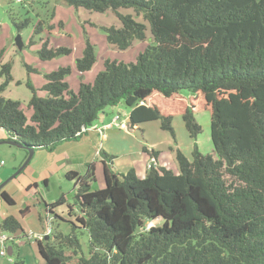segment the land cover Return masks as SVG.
<instances>
[{
    "label": "trees",
    "instance_id": "1",
    "mask_svg": "<svg viewBox=\"0 0 264 264\" xmlns=\"http://www.w3.org/2000/svg\"><path fill=\"white\" fill-rule=\"evenodd\" d=\"M63 1L77 10L115 14L121 24L101 29L118 49L144 41L148 28L153 42L134 58L104 59L93 80L74 75L83 76L97 62L90 39L74 67L45 74L40 88L30 78L35 69L26 63L31 91L26 102L3 94L14 76L12 62L2 63L0 129L7 138L51 152L84 135L82 128L91 127L106 107L123 103L130 109L129 129L159 121L176 141L173 120L179 116L196 140L202 132L196 112L207 109L213 154L202 153L195 142L191 156L176 150V172L158 164L145 177L134 168L116 172L110 157L103 160V188L96 187L94 161L82 174L66 172L74 181V202L63 192L45 202V210L58 222L64 218L55 209L65 205L73 217L66 220L71 230L36 239L45 264H264V0ZM28 24V19L17 24L18 31ZM43 30L39 22L34 33ZM38 53L46 61L71 57L73 50L49 36ZM0 197L16 203L3 188ZM20 212L25 216L30 207ZM155 220L162 222L148 227ZM19 230L17 216L0 220V234L13 237L11 264H27L19 256ZM83 233L89 238L87 255Z\"/></svg>",
    "mask_w": 264,
    "mask_h": 264
},
{
    "label": "rangeland",
    "instance_id": "2",
    "mask_svg": "<svg viewBox=\"0 0 264 264\" xmlns=\"http://www.w3.org/2000/svg\"><path fill=\"white\" fill-rule=\"evenodd\" d=\"M121 12L135 15V12L131 9H122ZM135 17L138 21L145 22L141 16L135 15ZM26 19H28L29 24L24 26L19 32L17 24L24 22ZM59 21L64 22L61 26L62 28H58L56 25L54 29H48L47 26L49 23L58 24ZM39 22H42L44 30L40 34H35L34 28ZM120 24V20L112 12L100 13L87 9L77 10L68 6L63 0H0V65L4 62L11 61V72L14 76V80L10 83L9 87L3 94L7 97L20 99L26 102L31 96V91L25 85L27 80L25 64L27 63L35 69V71L31 73L30 78L34 86L40 88L46 81L45 74L50 73L61 66L71 65L74 67L75 57L82 53L87 39H90L91 43L95 46L97 62L94 67L83 76L77 71L74 72V75L91 80L95 78L98 72L103 70L104 59L115 58L117 60H126L134 58L138 53L145 49L147 44L153 42L152 34L148 28L147 37L144 41L136 40L129 48L124 50L118 49L108 42L107 34L101 29V26H119ZM18 33H20L23 38L24 46L22 49H18V46H16L15 43V37ZM49 36H51L52 40L58 44L69 45L73 50L72 56H59L52 60H41L38 51L44 38ZM2 80L3 79L0 78V83ZM17 81L20 82V84L16 83ZM40 94L44 95L42 92H40ZM118 106L128 109L123 103ZM104 113L106 119L111 120L112 122L114 116L118 112L116 107L110 106L105 108ZM196 119L202 126V132L198 135L196 140L189 137V133H187L188 131L184 127L183 119L179 116L175 117L173 120L176 141L170 132L168 134L170 138L172 137L174 144L177 141L179 142L180 146L188 156H191V151L195 142L202 153L213 154V144L211 141V111L207 109L198 110L196 112ZM96 122L98 123V120ZM158 124V122L152 121L142 125L147 129L149 137L155 140L160 139L157 136ZM125 131L126 130L123 131L122 129L120 132L110 133L109 135L124 143L125 141L122 134L126 133ZM3 132L6 136L4 135L3 138H0V141L8 139L6 131L0 129V133ZM186 136L192 140L193 144L191 146L187 145L188 143L186 144L187 140H189ZM101 144H105L104 141ZM63 148L67 149L65 150L68 157L67 162L65 161L61 165L57 164L54 171L51 169V171L46 172L50 178V185L45 187L43 182H39V190L35 187L28 189H32L31 192L35 194V198L32 194L31 196L29 195L30 191L26 192L25 189L21 188V185L26 183L23 173L18 174L3 186V189L9 192L16 202L15 204H5L17 213V215H20L19 219L21 220L24 229L29 233L28 235L30 238H34V234H36L35 231L39 229L38 227L41 220H39L38 216L39 205L44 206L45 202L50 203L55 201L62 192L66 194L69 203L74 202V181L67 179L61 170L66 169V167L69 169V141L64 142L60 147V149ZM25 154L26 152L22 148L8 143H0V161H4V164L0 167V177L3 178L0 185L15 172V168H19L23 164L25 161ZM73 168L82 172V168L77 164L73 166ZM170 169L175 172L177 171L174 166ZM103 186L104 182L102 181V178L99 177L96 187ZM26 205H29L31 212L23 216L20 209ZM161 222L162 220H155L149 222V224H161ZM59 225L60 224L56 220L51 219L50 217L42 226L45 230L47 228L51 229L53 234L54 231L60 229ZM62 230L69 232L71 230L70 224L69 226L62 227ZM80 243L82 251L87 255L89 253V238L87 233H83L80 236ZM9 245L12 246L13 244L9 243ZM6 256L8 258L12 257L8 254Z\"/></svg>",
    "mask_w": 264,
    "mask_h": 264
},
{
    "label": "crops",
    "instance_id": "3",
    "mask_svg": "<svg viewBox=\"0 0 264 264\" xmlns=\"http://www.w3.org/2000/svg\"><path fill=\"white\" fill-rule=\"evenodd\" d=\"M115 107L117 109V112L121 115L122 120L128 122L130 109H124L119 106ZM97 120L98 123L95 122L90 127V129L79 139L69 141V169L67 167L64 170L61 169L63 174H66V172L71 170L78 171L82 174L86 171L87 164L94 161L96 164V178L98 180V178L101 177L105 186L103 176V160H109L111 159L110 157H112L111 164L113 165V168L116 172L124 174L131 168H134L139 177H145L148 172L146 165L153 152L157 153L156 157L158 159L159 166L166 168H171L172 166H174V168L178 170L175 160V154L176 150L178 148L182 149V147L180 146L178 141L175 142V144L177 145L174 144L172 137L170 138L168 134L169 132L161 129L159 121L156 122L159 123V126H157V136L160 139L155 140L149 137L147 129L142 126L145 123H142L137 126V129H128L125 131L126 133L122 134V137L125 141L123 143L120 142V140L109 135L110 133L120 132V130L122 129L111 122V120H107L104 112L103 115L102 113L100 114ZM118 129L119 131H117ZM138 129L141 131L143 140L137 138V136L135 135L136 130ZM4 135V132L0 133V138H3ZM189 137L186 136V138L189 139L187 140L186 144L188 143L187 145L191 146L193 142ZM103 141L105 144L102 145L101 143ZM63 144H60L54 151L51 152L45 150H38L34 152L32 159L22 172L25 176L26 183H24V185H21V188L25 189L26 192L30 191V196L32 194L34 198L36 197L35 194L31 192L32 189L28 190L29 186L35 187L37 190L40 189L39 182H43L45 187L49 186L50 178L48 177L46 172L51 171V169L54 171L57 164L61 165L63 164V162H67L68 157L67 153L65 152V150L67 149H60ZM182 150L184 151V149ZM76 164L79 165L80 168H82V172L73 168V166H75ZM2 180L3 178L0 177V183L2 182ZM38 203L41 204L40 202ZM39 206L40 208L38 211V216L39 220L41 219L40 225L38 227L39 229L35 231L36 234H34V238H30V236L28 235L29 233H27V231L24 229L22 222L19 219L20 215H17V213L11 210L10 207H8L0 197V220L10 214L15 215L18 217L21 223L22 230L25 231V233L23 234V231L19 230L15 233V235L18 236L16 242L23 244L19 249V256L25 259L27 264H45L44 260L37 252L36 239H42V237L46 236L45 234L48 228L45 230L42 225H44L45 221H48L51 216L46 212L45 204L44 206ZM66 209L67 208L65 205H62L55 209L56 212L64 218L63 220H58L60 229H62V227L69 226V223L66 220H73V217L67 215ZM12 261V258H8L7 256H0V264H11Z\"/></svg>",
    "mask_w": 264,
    "mask_h": 264
},
{
    "label": "built area",
    "instance_id": "4",
    "mask_svg": "<svg viewBox=\"0 0 264 264\" xmlns=\"http://www.w3.org/2000/svg\"><path fill=\"white\" fill-rule=\"evenodd\" d=\"M17 1H21V0H17ZM114 124H116V126H118L120 129L123 130H128V122L125 120H122L121 115L118 113L114 116L113 121ZM90 129V127L86 128L83 127L82 128V134L84 132H87ZM4 164V161L1 160L0 161V167ZM159 164L157 157L155 156H150L148 162H147V169H150L152 167H155ZM150 226V224H148V227ZM51 231V229L47 230V234H49ZM12 236H8L7 234H0V256H6L8 254V247L9 245V241L12 239Z\"/></svg>",
    "mask_w": 264,
    "mask_h": 264
},
{
    "label": "water",
    "instance_id": "5",
    "mask_svg": "<svg viewBox=\"0 0 264 264\" xmlns=\"http://www.w3.org/2000/svg\"><path fill=\"white\" fill-rule=\"evenodd\" d=\"M15 43H16V46H18V49H22L23 48L24 42H23L22 35L20 33H18L16 35ZM128 122H130V118L128 119ZM117 131H119V129ZM135 135L137 136V138L143 140V137L141 136V131L139 129L136 130ZM0 143H8V144L14 145V146L19 147V148H25L28 151V155H27L25 161L23 162V164L5 182H3L0 185V189H2L3 186H5L11 179L16 177L18 174L21 173V171H23L26 168V166L29 164L30 160L32 159L35 151H34L33 148L27 147V146L25 147L22 144H19L18 142L14 141L12 139H4L3 141H0ZM17 235H19V234H17ZM12 254H13L12 247L9 246L8 247V255L11 256Z\"/></svg>",
    "mask_w": 264,
    "mask_h": 264
},
{
    "label": "flooded vegetation",
    "instance_id": "6",
    "mask_svg": "<svg viewBox=\"0 0 264 264\" xmlns=\"http://www.w3.org/2000/svg\"><path fill=\"white\" fill-rule=\"evenodd\" d=\"M51 232V231H50ZM45 237V236H44ZM44 237H42V239L44 238Z\"/></svg>",
    "mask_w": 264,
    "mask_h": 264
}]
</instances>
